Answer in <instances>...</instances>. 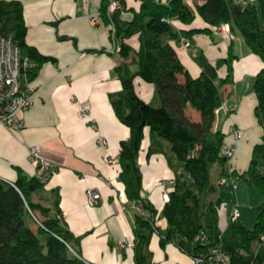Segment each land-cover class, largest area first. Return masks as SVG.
<instances>
[{
  "label": "trees",
  "instance_id": "16d2710c",
  "mask_svg": "<svg viewBox=\"0 0 264 264\" xmlns=\"http://www.w3.org/2000/svg\"><path fill=\"white\" fill-rule=\"evenodd\" d=\"M111 0H99L98 18L113 24L120 61L113 66L121 88L110 96L116 118L129 129L119 141L117 179L122 183L126 201L134 212L132 258L134 264H149L150 237L158 235L161 245L170 241L192 257L204 260L216 248L228 256L227 264H263L264 242V66L254 78L256 96L254 115L263 129L260 141L253 145L247 166L227 168L228 156L222 153L225 132L213 128L216 110L222 105L223 86L232 81V61L236 56L229 45L226 56L209 62L202 52L194 53L200 71L191 76L180 62L171 42L181 36L211 34L212 26L227 23L245 45L264 62V0L241 7L234 0H137L138 9L122 19L127 10L124 0L107 15ZM199 16L203 27L177 29L173 20L191 24ZM26 26L22 4L0 0V35L10 37L18 48L21 83L31 81L40 66L53 57L40 54L25 41ZM233 35V34H232ZM135 36L134 48L128 39ZM225 68L221 77L218 70ZM154 85V99L146 102L134 89V79ZM193 111L197 117L189 116ZM148 126L147 155L160 139L168 143L174 163L167 199L159 211L165 226L156 224L157 209L141 193V171L137 154L143 129ZM13 181L0 177V264H90L80 257V234L67 227L59 208V193L53 188L44 194V182L38 175L25 174L18 166ZM213 176V177H212ZM241 179L263 197L253 227L229 220L226 235L209 219L217 213L218 196H212L221 177ZM32 225H35L33 227Z\"/></svg>",
  "mask_w": 264,
  "mask_h": 264
},
{
  "label": "crops",
  "instance_id": "0c3cea01",
  "mask_svg": "<svg viewBox=\"0 0 264 264\" xmlns=\"http://www.w3.org/2000/svg\"><path fill=\"white\" fill-rule=\"evenodd\" d=\"M16 1L23 8L26 43L54 61L44 62L31 81L22 82L23 86L31 87L33 98L31 106L20 113L21 126L10 129L0 123V177L13 181L16 166L29 176L34 174L36 168L28 150L36 146L40 157L58 166L45 180L44 194L57 189L59 208L67 227L81 235L80 257L90 264H134L128 244L132 238L134 206L126 201L122 183L117 179L118 162L114 160L119 141L129 135V129L116 118L109 99L121 88L112 70L120 57L111 51L108 26L100 19L91 20L98 17L99 0ZM124 2L127 10L120 17L129 20L132 12L128 9L137 10L139 2ZM186 2L192 5L191 0ZM172 24L177 29L204 25L199 16L188 25L177 20ZM232 34L231 39L216 33L193 34L192 49H184L175 42L171 45L188 73L197 76L200 68L193 58L197 51L214 63L226 56L231 45L236 56L232 64L236 65L239 61L236 48H244L245 43L240 36ZM128 42L134 48L137 46L135 36ZM253 60L255 78L264 62L258 55ZM224 73L222 66L218 74L222 77ZM134 89L144 101L154 99L152 83L135 78ZM223 93L213 128L224 131V142L233 146L227 168L240 171L247 166L253 145L260 141L263 132L254 115L256 96L253 92L254 95L233 102L230 84L223 86ZM82 107L84 112L80 111ZM231 125L240 130L238 136L230 129ZM149 141V129L145 126L137 154L141 193L158 211L156 224L164 227L165 219L159 216V211L173 178V169L167 161L172 164L175 159L163 139L147 155ZM87 188L99 192L94 204L86 201ZM218 227L222 230V225ZM148 245L149 264H194L191 256L174 243L161 245L156 233L151 235Z\"/></svg>",
  "mask_w": 264,
  "mask_h": 264
},
{
  "label": "built area",
  "instance_id": "2783aa9c",
  "mask_svg": "<svg viewBox=\"0 0 264 264\" xmlns=\"http://www.w3.org/2000/svg\"><path fill=\"white\" fill-rule=\"evenodd\" d=\"M257 0H234V3L241 7L253 5ZM118 2L111 0L107 6L106 13L109 15L117 7ZM93 22H98V17L91 19ZM109 39L111 45V51H118L117 43L113 36V24L108 25ZM211 29L214 33L220 34L223 37L230 39L232 34L230 33L229 25L227 23H221L216 26H212ZM179 44L185 48L190 49L194 46L193 41L181 36ZM20 59L18 48L13 44L10 37L0 35V123L6 125L10 129H18L22 120L20 113L28 109L32 104L33 91L28 85H22L20 79ZM85 107H82L80 111L84 112ZM230 129L235 135L240 134V130L237 128ZM232 145L224 142L222 146V153L225 156H229L232 153ZM28 155L32 165L36 168L34 174L38 175L41 179H46L54 170L58 168L57 164L49 159L40 157L36 146H31L28 150ZM117 161V157L114 159ZM236 178L233 177H221L220 182L222 184L236 185ZM85 197L88 204H94L99 197V192L91 188L85 190ZM164 199H167V194H164ZM238 211L235 206L231 208L228 216L229 220H236ZM264 241V234L261 236ZM128 244L132 245V240H128ZM194 264H227L228 256L216 248L211 250V255L208 259H203L200 256L192 257Z\"/></svg>",
  "mask_w": 264,
  "mask_h": 264
},
{
  "label": "rangeland",
  "instance_id": "374dc122",
  "mask_svg": "<svg viewBox=\"0 0 264 264\" xmlns=\"http://www.w3.org/2000/svg\"><path fill=\"white\" fill-rule=\"evenodd\" d=\"M230 33L232 34L231 31ZM192 48H194V46ZM243 49H245V51L247 52L244 53ZM236 51L238 52L237 54L239 55L238 56L239 61L236 62L235 66L234 63L232 64L234 68L232 71V81L230 83V85H232L233 87V93L231 96L233 97L232 98L233 102H236L237 99H240L241 97H249L250 95L253 94L252 85L254 82V73H255L254 71L255 60L253 59L257 56V54L250 51V49L247 46H245V44H244V48L241 47V49H239L237 47ZM222 94L224 97L223 92ZM217 111L220 112L219 110ZM188 113L189 116L192 118L197 117V115L191 110H189ZM231 127L233 128L234 126L231 125ZM214 183H215V188L214 191L212 192L213 194L212 196L219 195L218 197L220 198V204L218 206L216 215L209 214L208 217L210 221L216 223L218 226L222 225V230L224 234L227 235L229 233V229L227 225L229 221L228 214L231 211L232 206L233 207L235 206V208L238 211L237 220L242 222L246 227H253L256 220V214L259 208L263 206V197L258 193L256 188L252 185L245 184L241 179L236 180L235 186H233L232 183L231 184L230 183L216 184V182ZM32 226L35 227V225Z\"/></svg>",
  "mask_w": 264,
  "mask_h": 264
},
{
  "label": "bare ground",
  "instance_id": "6f19581e",
  "mask_svg": "<svg viewBox=\"0 0 264 264\" xmlns=\"http://www.w3.org/2000/svg\"><path fill=\"white\" fill-rule=\"evenodd\" d=\"M230 29V28H229ZM214 33V32H213ZM217 34V33H216ZM191 39V38H190ZM225 156V155H224ZM264 242V241H263Z\"/></svg>",
  "mask_w": 264,
  "mask_h": 264
},
{
  "label": "water",
  "instance_id": "95a60500",
  "mask_svg": "<svg viewBox=\"0 0 264 264\" xmlns=\"http://www.w3.org/2000/svg\"><path fill=\"white\" fill-rule=\"evenodd\" d=\"M226 157L224 156V159H225Z\"/></svg>",
  "mask_w": 264,
  "mask_h": 264
}]
</instances>
